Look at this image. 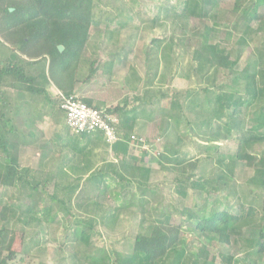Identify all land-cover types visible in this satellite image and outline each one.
I'll use <instances>...</instances> for the list:
<instances>
[{
    "label": "rangeland",
    "instance_id": "rangeland-1",
    "mask_svg": "<svg viewBox=\"0 0 264 264\" xmlns=\"http://www.w3.org/2000/svg\"><path fill=\"white\" fill-rule=\"evenodd\" d=\"M31 1L2 5L24 9ZM179 1L93 0L76 64L77 90L70 93L81 98L86 89L97 107L122 110L117 117L125 152H114L102 136L88 144L95 134H72L54 83L48 82L42 95L29 93L14 76L3 78L0 132L17 145L18 165L13 186H0V261L123 264L135 237L164 223L179 236L176 252L157 264H264V253L253 246L264 236V141L252 139L264 135V0H202L188 17L173 15ZM253 5L257 18L244 28L241 11ZM206 27L208 42L228 56L224 68L192 59ZM11 32L6 27L7 37ZM35 43L23 53L0 38V63L7 64L14 52L24 75L37 79L49 59L43 41ZM246 67L254 84L245 80ZM222 93L241 99L236 114L231 104L217 110L216 96ZM75 143L86 147L88 164ZM7 149L10 157L13 148ZM237 151L252 160H236ZM0 162L5 163L1 153ZM99 170L105 175L95 190L85 180ZM217 211L246 216L234 226L241 236L228 245L196 228L197 217Z\"/></svg>",
    "mask_w": 264,
    "mask_h": 264
},
{
    "label": "trees",
    "instance_id": "trees-1",
    "mask_svg": "<svg viewBox=\"0 0 264 264\" xmlns=\"http://www.w3.org/2000/svg\"><path fill=\"white\" fill-rule=\"evenodd\" d=\"M4 1L5 0H0V21L2 22H0V38L5 44H9L11 49H21L23 53L28 52L26 51V45L29 42L35 45L37 40H42L44 46L48 48L44 55L48 56L49 62L48 70L46 71L45 68H43L41 73L38 74L37 79H35V77L32 76H25L23 73V66L21 67L15 64V62L18 61V55L13 52L6 60L7 64L0 63V86L2 85L3 78L6 75H10L14 76L19 82L26 84V90L29 93L44 95V86L48 82H52L61 90L66 91L67 94H71L70 92H72L74 79L76 77V64L79 60L80 52L83 50L87 41L88 29L92 20L93 0H32L24 9L22 7L11 9V7L3 6L2 3ZM201 4L202 0H182L175 3L171 11L174 16L180 15L188 17L195 15L196 10L200 9ZM9 9L12 11H9ZM235 10H237L236 12L240 10V4H235ZM241 15L240 19L245 28L250 21L257 18L256 6L253 5L251 10L241 11ZM19 25H21L23 30L17 29ZM6 27L13 30V33L11 32L8 37L6 36ZM210 32L211 29L206 27L203 33V42L200 48L193 52L192 59L199 63V66L209 65L224 68L229 62L228 56L224 55L216 45L208 42ZM50 45L53 46L49 48ZM58 46L63 47L62 52L58 50ZM27 55H29V53ZM32 57L35 56L33 55ZM242 73L245 75V80L249 82V84H254L255 75H248L247 67ZM64 83H67V88L64 87ZM83 101L91 105L88 101ZM192 101L194 102V100H191L189 104H191ZM215 101L218 107L217 110H222L225 103L226 106L231 104L234 114L237 113L238 108L242 104L240 98L232 100L231 94L228 93L218 94ZM96 108L101 109L100 107ZM105 111L107 114L118 116V113L122 110L116 107L112 110L106 109ZM262 111L264 112V109ZM129 120L130 119H127V121ZM122 135L123 134L119 132V140L112 146L113 151L116 153L120 148L125 152ZM5 136L6 132H0V153L5 155V163L3 164L0 162V186L11 187L17 175L18 161L15 151L17 145L8 144ZM100 136L101 135L96 134L95 138L87 137L88 139L86 142L89 144L92 139L93 141L101 140ZM252 139L264 141V135H258V137L254 136ZM8 145L11 146V149L13 148V153H11L10 157H6ZM75 148L81 154V161L88 164L89 161L84 157L86 147L80 148L77 143H75ZM233 157L236 160H252L250 156L241 151L235 152ZM111 167H113V165L108 164L107 168L110 169ZM129 168L130 167L126 166L124 169L129 171ZM139 169V167L135 166L133 168V170ZM145 170L146 173L149 172L147 169ZM116 174L117 173H114L118 180H125L121 174ZM104 175V170H99L97 173H90L85 183H89L95 190H98ZM192 186L194 189L200 187L197 183H192ZM78 187L79 185H76L75 188H72L73 191ZM262 209L264 212V196ZM6 210L7 209H5V211ZM187 217L189 219L195 218L191 214ZM245 217L246 216L243 215L235 216L227 211H217L213 212L208 217H197L198 223L196 228L205 238L228 245L231 237L241 236L239 232L240 229L234 226ZM2 218L5 219V214H2ZM81 223L86 227L89 226L88 229H92L91 224H86L84 221H81ZM0 236L1 238L4 237L3 233H0ZM178 236L177 230L172 227H167L164 223H157V225L151 226L148 234H138L135 237L132 255L124 260L123 264H157V262L167 256L169 252H176L175 247ZM263 240L264 236L261 233L258 241H253V246L257 248V253H264ZM12 257L13 253H9V258ZM6 262L7 259H3L0 261V264H7ZM91 264H98V261L92 259Z\"/></svg>",
    "mask_w": 264,
    "mask_h": 264
},
{
    "label": "built area",
    "instance_id": "built-area-1",
    "mask_svg": "<svg viewBox=\"0 0 264 264\" xmlns=\"http://www.w3.org/2000/svg\"><path fill=\"white\" fill-rule=\"evenodd\" d=\"M58 108L63 112L66 127L76 135L99 134L112 145L119 140L118 118L105 109L89 105L74 94L58 93Z\"/></svg>",
    "mask_w": 264,
    "mask_h": 264
},
{
    "label": "crops",
    "instance_id": "crops-1",
    "mask_svg": "<svg viewBox=\"0 0 264 264\" xmlns=\"http://www.w3.org/2000/svg\"><path fill=\"white\" fill-rule=\"evenodd\" d=\"M51 83H52V82H51ZM76 86H77V82L74 83L73 90H77ZM85 90H86V89H84V90H80V92H79V94H80V96H81V99L83 98L82 100L88 101L91 105L96 106L97 101L93 100V99L90 98V97H87L88 95L85 94ZM57 92H58V93H66V91H63V90H61L60 88L57 89ZM81 93H82V94H81ZM83 93H84V94H83ZM77 95H78V94H77ZM78 96H79V95H78ZM79 98H80V97H79ZM91 100H93V101H91ZM96 107H97V106H96Z\"/></svg>",
    "mask_w": 264,
    "mask_h": 264
},
{
    "label": "water",
    "instance_id": "water-1",
    "mask_svg": "<svg viewBox=\"0 0 264 264\" xmlns=\"http://www.w3.org/2000/svg\"><path fill=\"white\" fill-rule=\"evenodd\" d=\"M10 11H12V10H10ZM58 50H59L60 52H62V51H63V47H62V46H58Z\"/></svg>",
    "mask_w": 264,
    "mask_h": 264
}]
</instances>
